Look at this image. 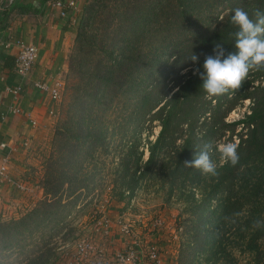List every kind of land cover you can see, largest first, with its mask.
Segmentation results:
<instances>
[{
	"label": "trees",
	"instance_id": "obj_1",
	"mask_svg": "<svg viewBox=\"0 0 264 264\" xmlns=\"http://www.w3.org/2000/svg\"><path fill=\"white\" fill-rule=\"evenodd\" d=\"M32 1L12 0L5 7L28 10ZM238 7L255 20V10L264 13V0H86L66 58L39 179L42 197L18 216L0 219V264H14L8 260L13 251L39 243L24 252L22 264L48 263L50 237L70 224L72 208L96 185L97 172L84 168L109 147L119 154L112 181L120 201L157 172V157L166 156L159 157V169L172 165L163 180L169 192L178 191L187 220L176 264H264V223L255 224L264 222V82L249 88L254 79L264 81V69L250 70L238 90L211 98L213 104L204 99L199 74L192 73L203 70L204 56L216 43L226 52L236 50L238 28L231 16ZM193 53L199 56L195 64L188 60ZM167 75L172 85L165 89ZM245 98L251 100L249 112L224 123L235 100ZM224 101L229 103L221 107ZM116 111L114 123L109 114ZM205 112L208 126L197 135L195 125ZM146 121H156L159 130L154 140H145L142 162L138 133ZM239 124L245 131L237 132L235 166L216 162L215 176L184 166L222 128L232 133ZM182 125L186 135L175 147Z\"/></svg>",
	"mask_w": 264,
	"mask_h": 264
},
{
	"label": "crops",
	"instance_id": "obj_2",
	"mask_svg": "<svg viewBox=\"0 0 264 264\" xmlns=\"http://www.w3.org/2000/svg\"><path fill=\"white\" fill-rule=\"evenodd\" d=\"M52 1L45 0L42 5L32 1L33 7L18 11L5 7L8 0H0V165L5 158L11 177V181H0V219L9 213L14 216L19 208H29L42 197L41 147L52 133L58 103L31 82L60 79L63 84L67 54L85 0H76L75 10H67L64 16ZM20 41L37 48L24 81L11 70ZM19 81L22 88L14 93L12 88ZM119 237L115 233V241L121 245Z\"/></svg>",
	"mask_w": 264,
	"mask_h": 264
},
{
	"label": "rangeland",
	"instance_id": "obj_3",
	"mask_svg": "<svg viewBox=\"0 0 264 264\" xmlns=\"http://www.w3.org/2000/svg\"><path fill=\"white\" fill-rule=\"evenodd\" d=\"M85 2L86 0L84 1L83 6L85 5ZM188 68L190 67L180 70L179 74H186V72L190 70ZM170 79V75L165 77L163 81L165 89L171 87L172 84ZM263 82V80L254 79L249 84V88L256 84L262 85ZM214 97L215 96H209L206 94L204 99L208 100L209 98L211 99ZM231 97L228 95L227 99ZM213 103L214 99H211V104ZM228 103L229 101H224L221 107L227 106ZM250 106L251 100L249 98L235 100L232 109L225 114L222 121L227 123L242 118L245 113L249 112ZM117 113L118 112L116 111L109 114L111 121H114V123L117 122L120 117ZM208 118V112H205L202 117L199 118V121L196 123L194 128L197 135L206 130L208 126ZM180 129L182 130V135L175 139V147L181 145L182 138L186 135V126L182 125ZM158 130L159 126L156 121L149 123L146 121L141 125L138 138L141 143L140 149L143 153L141 156L142 162L147 156L144 144L145 140H154ZM238 131L240 133L245 131L240 130V124L235 127L234 132L231 133L229 130L222 128L220 130V135H215L212 138L210 142L213 146L211 159L214 163L223 161L219 151L217 150L218 145L224 142H238ZM51 136L52 133L46 137L41 147L40 154H42V172L43 161L50 152ZM112 152L113 148L109 147V151L106 154L96 155L94 165L90 164L84 168L86 173L97 172L95 175L96 182L94 183L96 185L93 190L81 197V200L80 202H77L76 207L72 208L71 214L74 215L69 217V220H71L70 224L65 225L58 233H54L50 237L48 243L50 254L48 256L49 258L47 264H63L65 262L64 260L68 256V251H72V248L78 242L76 240H80V237H84L85 235L88 237L91 235L89 236L90 238L99 239V229L96 230V227L93 224L102 214H114L115 217L110 215L111 219L118 216L122 223H128L130 225L131 233L128 237L119 235V240H121L120 244H122L123 240L129 239L131 241L135 239L141 243L139 249L144 251L146 242L148 245L151 244L156 246L165 259L171 260L174 264H176L175 261L178 256V250L181 247V242L185 239L182 232L184 228L183 225L187 222V220L185 219V213L182 211L184 202L180 197H178V191L173 190L172 192H169L163 180L165 178L163 176L166 174L167 169L172 168V165L167 162L164 164L165 166L162 165L159 169V157L161 156L157 157L158 159H156V163L154 165L157 172L151 176L149 181L147 180L145 183H141V185L133 191L131 196H127V198L125 197L120 201L115 197V190H113L114 187L112 181L115 178L114 170L116 169L119 154H112ZM165 157L166 156L163 155L161 158L165 160ZM191 190L194 195L197 194L196 188H191ZM29 206L31 207L32 205L30 204ZM23 209L19 208L17 210L18 213L14 214V217L23 212L25 210ZM11 214L12 213H9L2 219L11 217ZM112 239L113 240H111L108 244L109 248L120 247L118 242L115 241V238L113 237ZM40 245L41 243L37 245L28 244L26 249H22L20 253H18V251H13L8 260L14 264H22L24 252H26V250H34Z\"/></svg>",
	"mask_w": 264,
	"mask_h": 264
},
{
	"label": "clouds",
	"instance_id": "obj_4",
	"mask_svg": "<svg viewBox=\"0 0 264 264\" xmlns=\"http://www.w3.org/2000/svg\"><path fill=\"white\" fill-rule=\"evenodd\" d=\"M255 20L242 8H235L231 21L238 30L234 33L235 51L226 52L222 43L214 45L212 54H205L200 68L193 73L199 74L202 87L209 96L223 95L229 90H238L247 79L250 70L264 69V13L254 11ZM188 60L197 63L199 56L193 53ZM211 144H204L192 160H185V167H194L204 174L217 175L216 165L211 159ZM238 143L224 142L218 145L221 158L225 163L235 166L239 162ZM262 221H256L261 226Z\"/></svg>",
	"mask_w": 264,
	"mask_h": 264
},
{
	"label": "built area",
	"instance_id": "obj_5",
	"mask_svg": "<svg viewBox=\"0 0 264 264\" xmlns=\"http://www.w3.org/2000/svg\"><path fill=\"white\" fill-rule=\"evenodd\" d=\"M11 0H8L10 2ZM51 5L60 9V16H64L67 10H75L76 0H54ZM37 57V48L32 44L24 42L17 43V51L12 65V72L20 81H24L31 70ZM20 81L12 88L16 93L21 90ZM36 90L47 93L56 104L59 102L62 90L60 79H52L51 82L44 80H35L31 82ZM237 143V142H236ZM3 143L0 144V147ZM6 160L3 158L0 165V181H11L7 172ZM96 230L99 229V239H92L89 235L80 237L72 251H68V256L63 264H174L173 261L165 259L154 245H148L145 242L144 251L139 249L141 245L137 240H123L120 247L109 248L115 233L121 236H129L131 228L128 223L124 224L119 217L110 218L102 214L93 224ZM106 250V252H105Z\"/></svg>",
	"mask_w": 264,
	"mask_h": 264
}]
</instances>
